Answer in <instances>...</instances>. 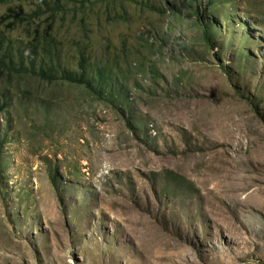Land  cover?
<instances>
[{
    "label": "rangeland",
    "instance_id": "374dc122",
    "mask_svg": "<svg viewBox=\"0 0 264 264\" xmlns=\"http://www.w3.org/2000/svg\"><path fill=\"white\" fill-rule=\"evenodd\" d=\"M60 4L34 65L100 93L0 69V264H264V0Z\"/></svg>",
    "mask_w": 264,
    "mask_h": 264
},
{
    "label": "trees",
    "instance_id": "16d2710c",
    "mask_svg": "<svg viewBox=\"0 0 264 264\" xmlns=\"http://www.w3.org/2000/svg\"><path fill=\"white\" fill-rule=\"evenodd\" d=\"M10 0H0V3H5ZM40 4L43 3L44 9H36L32 11L31 13H24L23 11L17 12L11 10V14L6 17L2 16L0 18V25L4 24L6 22L7 18L11 17L13 20V28L17 27H25L23 30L25 32V36H31V44H33L32 48H36L39 41L43 40V50L50 58H57L58 55L56 53L52 54L49 50L51 45L54 46L55 39L53 36V27H54V18L56 17V11H58L59 8H61L62 4L61 0H56V4L52 5L51 1L49 0H40ZM203 38L208 43L210 47H213V42L211 40H208L209 37L207 35H204ZM21 45L20 48L16 50L17 56L14 55V45L11 44L10 41H5L0 36V69L3 70L5 73L2 75L4 76L7 73V77L10 75V79L12 77V74L14 75H22L24 73H29L30 75H34L41 79L42 81H47L50 84L55 83V80H58V78H55V72L54 69L50 70L51 73H48L47 71L43 70V65H39V67H36L34 65L33 61V55L35 54L34 50L31 48L30 50H27V45H24L25 42L23 39H21ZM16 57V58H15ZM85 61V58L81 56L80 64ZM27 65L25 67L24 65ZM80 76L84 72V66L83 64L80 65ZM59 69V68H58ZM62 69V68H61ZM59 69L57 71V74L62 73L61 80L71 83V84H84L88 88L92 89L94 88V77L93 74H96L93 69H87L86 75L89 81L85 83L84 80L81 78H77L76 74L70 73L67 70H64L63 72ZM88 71V72H87ZM102 72V70H101ZM11 73V74H8ZM56 74V75H57ZM1 76V77H2ZM52 76V77H51ZM83 76V75H82ZM97 77H101V73H97ZM93 91H97L100 93L97 89H92ZM101 97V95H100ZM54 175L51 176V182L53 186L56 187V181H55Z\"/></svg>",
    "mask_w": 264,
    "mask_h": 264
},
{
    "label": "clouds",
    "instance_id": "9594fccd",
    "mask_svg": "<svg viewBox=\"0 0 264 264\" xmlns=\"http://www.w3.org/2000/svg\"><path fill=\"white\" fill-rule=\"evenodd\" d=\"M11 1V0H10ZM10 1H7V2H5V3H0V4H9V2ZM182 1V3L184 4H186L187 2H189L190 0H181ZM210 5H211V1H210ZM11 10H13V11H17V10H15L13 7H11V6H7L6 8H5V10H4V12H2V14L0 15V18L2 17V16H5L6 15V17L8 16V15H10L11 14ZM17 12H21V11H17ZM255 20L256 19H254V18H252L249 22H251L252 24H254V23H257V21L255 22ZM212 20H210V22H211ZM248 22V23H249ZM13 20H12V18L11 17H9V18H7V20H6V22H4V24H1L0 26H5V27H8L9 28V30H17V29H19V28H17V27H15V28H13L12 26H13ZM221 25H222V22H221ZM225 26L227 27V28H229V31H230V33L233 31V30H235V27H234V25H229V24H225ZM206 28H204V26H202V28H203V30H202V36H204V35H207L208 37H209V39L208 40H211V37H210V27L209 26H205ZM221 32V31H220ZM31 38V37H30ZM205 40V39H204ZM212 41V40H211ZM25 45H27V43H25ZM33 47V45L32 44H30V43H28V48H32Z\"/></svg>",
    "mask_w": 264,
    "mask_h": 264
}]
</instances>
